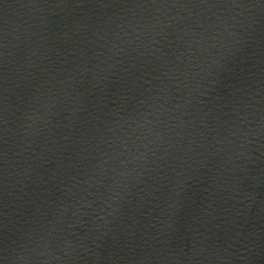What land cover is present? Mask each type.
<instances>
[{"label": "water", "instance_id": "obj_1", "mask_svg": "<svg viewBox=\"0 0 264 264\" xmlns=\"http://www.w3.org/2000/svg\"><path fill=\"white\" fill-rule=\"evenodd\" d=\"M0 264H264V0H0Z\"/></svg>", "mask_w": 264, "mask_h": 264}]
</instances>
